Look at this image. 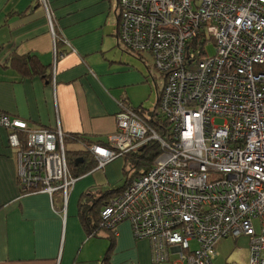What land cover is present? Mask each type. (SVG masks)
Masks as SVG:
<instances>
[{"label": "built area", "instance_id": "2783aa9c", "mask_svg": "<svg viewBox=\"0 0 264 264\" xmlns=\"http://www.w3.org/2000/svg\"><path fill=\"white\" fill-rule=\"evenodd\" d=\"M37 4L55 40L50 2ZM117 7L120 43L149 54L164 74L158 112L169 138L119 104L115 133L90 147L96 169L149 140L161 151L101 209L100 227L116 234L128 222L135 240L148 241L151 264L167 263L173 249L184 264H212L218 241L240 236L249 239L248 264H264V0H118ZM208 38L214 54L199 60L191 46ZM53 51L55 62V42ZM0 128L20 193L66 200L76 179L59 125L29 128L0 112Z\"/></svg>", "mask_w": 264, "mask_h": 264}, {"label": "crops", "instance_id": "0c3cea01", "mask_svg": "<svg viewBox=\"0 0 264 264\" xmlns=\"http://www.w3.org/2000/svg\"><path fill=\"white\" fill-rule=\"evenodd\" d=\"M49 2L55 40L37 0H0V112L25 121L29 128L58 124L64 138H70L67 150L84 149L71 136L105 144L115 133L120 103L140 108L154 92V109H141H157L164 74L149 54L132 57L120 43L118 0ZM54 42L62 54L55 62ZM11 53L35 56L49 68V77L20 79L3 67ZM6 134L0 128V264H105L110 243L106 264H151L148 241L135 240L128 222L120 223L116 234L99 231L94 238L85 234L78 219L80 195L104 188L101 173L113 177L118 167H109L122 157L77 178L66 200L60 193L51 199L44 193L21 194ZM79 182L83 184L77 186ZM248 248V237L222 239L215 245L212 264H248ZM175 251L162 264H184Z\"/></svg>", "mask_w": 264, "mask_h": 264}, {"label": "trees", "instance_id": "16d2710c", "mask_svg": "<svg viewBox=\"0 0 264 264\" xmlns=\"http://www.w3.org/2000/svg\"><path fill=\"white\" fill-rule=\"evenodd\" d=\"M38 6V4H37ZM39 7V6H38ZM212 44V39H204L202 41H196L192 44L191 49L194 47L199 49V53L196 58H205L208 55L206 50V45ZM140 55V54H138ZM186 63V62H185ZM5 69L14 70L20 77V79H31L33 77L47 78L49 77V68L40 63V61L35 56L29 55H17L15 53H11L5 60V64L3 66ZM165 79V77H164ZM165 85V82H164ZM159 103V102H158ZM129 107V106H128ZM136 115H138L160 138L163 140L169 138V125L166 120L160 116L157 109L149 112H144V109L140 108H131L129 107ZM7 136V134H6ZM149 136V135H148ZM71 139L75 142L83 143L84 149L81 151H71L67 150V142L70 138H64L63 144L65 148V158L67 169L74 179L80 178L81 176L89 173L90 171L96 169L97 162L94 160V157L90 153V147L93 145H97L94 142H83L77 136H71ZM106 144V143H105ZM102 144V145H105ZM160 144L156 140H149L146 142L141 148L134 150L132 153L125 155L131 156L129 157V161L131 163V170H133V175L127 177L124 184L116 189H108L105 191L98 190L96 192H90L89 194H81L78 203H77V211H78V219L82 229L88 237H96V233L104 230L100 227L101 219H100V211L101 209L108 204L110 200L117 197L124 190L126 183L130 182L132 179L139 175L145 174L152 166L154 160L160 154ZM91 154V155H90ZM75 160H77V165L75 164ZM82 161V162H81ZM106 231V230H105ZM110 232V231H107ZM109 236V242L113 240ZM112 243L107 250L105 257V264L107 263V257L111 250Z\"/></svg>", "mask_w": 264, "mask_h": 264}, {"label": "rangeland", "instance_id": "374dc122", "mask_svg": "<svg viewBox=\"0 0 264 264\" xmlns=\"http://www.w3.org/2000/svg\"><path fill=\"white\" fill-rule=\"evenodd\" d=\"M205 48H206L209 56H212L214 54V48H213V45L212 44L206 45ZM128 53L132 57L135 56V54H133V53H131L129 51H128ZM155 74L157 75L156 72H155ZM161 82H162V80L159 78V82H157V84H158L159 87H161V85H160ZM143 105L144 106H142V107L144 109H145V107H146L147 110L154 109V106H155V95H154V92H153V95H151L143 103ZM214 125L215 126H221L222 125V121L217 120V121H215V124ZM129 157H131V156H124L121 159L113 162L110 165L109 168H113L114 166H117L118 167V170L114 173V176L113 177L109 178L107 176V174L101 173V177L104 179V182L105 183H104V188H101L100 190L105 191V190H108V189H116V188H119V187H121L124 184V182H125V180H126L127 177H130L131 175H133V170H131V163L129 161ZM99 177H100V175H99ZM87 182L90 183V181H87ZM81 184H83V183L82 182H79L77 186H79ZM100 232L105 233L108 236V232L107 231L102 230ZM100 238H102L101 235H100Z\"/></svg>", "mask_w": 264, "mask_h": 264}, {"label": "water", "instance_id": "95a60500", "mask_svg": "<svg viewBox=\"0 0 264 264\" xmlns=\"http://www.w3.org/2000/svg\"><path fill=\"white\" fill-rule=\"evenodd\" d=\"M82 162V161H81ZM75 164L77 165L78 163H77V160H75Z\"/></svg>", "mask_w": 264, "mask_h": 264}]
</instances>
